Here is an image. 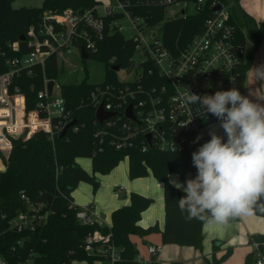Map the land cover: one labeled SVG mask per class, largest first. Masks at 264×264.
Returning a JSON list of instances; mask_svg holds the SVG:
<instances>
[{
  "label": "built area",
  "instance_id": "obj_1",
  "mask_svg": "<svg viewBox=\"0 0 264 264\" xmlns=\"http://www.w3.org/2000/svg\"><path fill=\"white\" fill-rule=\"evenodd\" d=\"M204 5L205 0H105L80 12L71 8L59 13L43 11L40 22L30 25L24 35L29 51L20 53L16 41L0 47V170L5 168L4 159L13 139L44 131L52 140L72 120L61 95L60 82L44 74L47 57L55 54L58 60L71 49L80 56L81 47L87 58L93 57L100 41L112 32L133 41L128 58L130 68H120L132 72V76L129 80L118 79L117 84H98L90 91L94 111L101 105L104 111L114 113L101 124L95 118L99 143L106 139L116 149L137 147L142 152L150 148L173 152L175 145L176 152H194L210 140L201 127L216 117L210 113L198 115L197 105H187L186 88L197 95H212L236 87L246 42L238 38L228 8L219 1L209 3L211 11L201 30L177 54L170 53L163 45L160 22L151 20L158 9H162L164 19L173 20L198 12ZM216 5L220 8L215 9ZM144 8L153 10L141 13ZM189 8L193 11L189 12ZM126 29L131 32L129 35L124 34ZM114 62L115 56H111L108 63ZM33 66L42 70V87L36 92L34 107L27 110L25 95L14 81L23 70L32 74ZM129 106L134 119L125 115ZM70 127L77 129L74 124L67 129ZM197 136L201 139L194 143ZM20 198L26 203L25 210L9 220L8 228L15 232L34 231L46 221L50 210L42 202H30L24 193ZM69 207L76 208L75 218L81 225L97 224L100 219L88 205L76 206L71 200ZM110 235L94 230L86 236L84 250L113 264L119 253L110 242ZM249 243L253 264H264V240L250 236ZM159 250L158 245L147 246L150 255H156ZM137 260L141 264L138 255ZM0 264L10 263L0 255ZM17 264L33 263L26 259Z\"/></svg>",
  "mask_w": 264,
  "mask_h": 264
},
{
  "label": "trees",
  "instance_id": "obj_2",
  "mask_svg": "<svg viewBox=\"0 0 264 264\" xmlns=\"http://www.w3.org/2000/svg\"><path fill=\"white\" fill-rule=\"evenodd\" d=\"M12 0H0V47L6 43L18 42L19 52L30 50L26 41L20 40L30 25L40 22L42 12L59 13L66 8L82 11L97 4L99 0H43L38 7L22 6L13 8ZM219 1L225 5L235 25L238 38L246 43L239 74L236 77V88L244 95L245 73L249 68L252 56L257 49L258 41L264 37V22L261 31L253 24V19L238 7V0H205L204 7L195 13L180 16L173 20L163 18L162 9L155 10L152 22H160L163 45L172 54H177L185 43L197 34L204 19L211 11L209 3ZM153 9L144 8L141 13H150ZM248 39V41H247ZM133 49V41L121 33L106 34L99 43V50L93 56L99 59L105 70L102 82L91 83L84 77L81 80L60 82L61 95L66 107L75 119L73 130L67 129L62 137L54 135L50 140L44 131H36L29 137L12 140V146L6 159L5 168L0 170V255L10 264L31 259L33 264H71L73 260L84 264H94L103 256L88 254L84 250L86 236L98 230L110 232V242L118 249L119 257L113 264H140L137 260V248L131 241V235L142 236L157 229L156 224L142 228L138 221L141 212L152 202V198L137 192L129 193V202L113 209L110 213L109 227L98 224L81 225L75 218V207H69L71 192L79 181H85L96 189L97 180L94 173L81 168L76 159L90 157L92 171L107 173L123 157L128 159V176L136 178L151 172L157 181L162 183L164 204V225L160 231L161 243L202 247L201 227L204 221L186 220L177 201L185 195L177 190L168 180L171 172L180 177L191 172L196 175L192 164V150L183 152L159 151L154 148L142 152L137 147L116 149L105 139L99 143L96 135L95 111L90 102V91L98 84H117L118 78L113 67L130 68L128 58ZM18 52V53H19ZM115 56L114 64L108 59ZM32 74L22 71L14 84L18 85L25 95V107L32 109L36 101V92L42 87V70L33 66ZM61 66L55 54H50L45 63L44 74L48 78H56ZM212 118L208 123L216 121ZM24 193L30 202H42L44 208L50 210L46 221L34 231L15 232L8 228L9 220L25 210L26 203L20 198ZM256 215L264 216L257 206ZM256 240H264V232L253 236ZM217 244L213 242V249ZM253 254L248 253L242 264H253ZM150 264H155L150 262ZM171 264H182L172 262Z\"/></svg>",
  "mask_w": 264,
  "mask_h": 264
},
{
  "label": "clouds",
  "instance_id": "obj_3",
  "mask_svg": "<svg viewBox=\"0 0 264 264\" xmlns=\"http://www.w3.org/2000/svg\"><path fill=\"white\" fill-rule=\"evenodd\" d=\"M253 77L264 83V65L253 68ZM184 100L198 106V115L215 116L224 136L210 131V140L192 153L194 178L170 181L185 193L177 201L180 212L187 214L186 220L209 224H227L252 214L257 206L264 212V103L259 102L264 97L254 92L243 95L236 87L212 95H197L186 88ZM200 139L197 136L194 143ZM172 151H177L175 145Z\"/></svg>",
  "mask_w": 264,
  "mask_h": 264
},
{
  "label": "crops",
  "instance_id": "obj_4",
  "mask_svg": "<svg viewBox=\"0 0 264 264\" xmlns=\"http://www.w3.org/2000/svg\"><path fill=\"white\" fill-rule=\"evenodd\" d=\"M238 7L253 19V24L258 31H261L264 22V0H238ZM260 65H264V38L259 39L251 64L245 73L244 95L254 92V95L264 97V83L257 82L253 77V68ZM250 98L254 101L257 100L255 96ZM259 102L264 103V101ZM204 134L209 135L206 132ZM126 166L118 168L119 179H116L113 172H110L107 178L103 177L100 180V182L107 180L111 185L120 184L117 190H111L104 199L98 197V190L94 192L85 185H81L72 191L71 197L76 206H90L100 216L97 224L107 227L111 225V211L127 204L130 192H137L152 198V203L141 212L138 224L142 228L156 224L157 229L142 236H130L137 248V255L141 257V264H150V262L155 264H171L172 262H181L182 264H242L245 256L251 252L250 236L264 232V216L256 215L253 212L250 215L232 218L227 224H209L204 221L201 227L202 247L200 250L188 245L162 244L160 234L164 225L162 183L156 179L151 180L147 176L129 180L125 176L128 173V163ZM84 170L92 173L87 169ZM185 174L180 177L178 174L169 173L167 178L169 182L176 179L180 183H184L189 178H194L192 173L188 176ZM150 181H152V187L148 188L147 183ZM84 189L85 191H83ZM91 198H94L95 203L90 201ZM214 241L217 244L215 250L213 249ZM149 245H158L160 247L159 252L156 255H150L147 252Z\"/></svg>",
  "mask_w": 264,
  "mask_h": 264
},
{
  "label": "rangeland",
  "instance_id": "obj_5",
  "mask_svg": "<svg viewBox=\"0 0 264 264\" xmlns=\"http://www.w3.org/2000/svg\"><path fill=\"white\" fill-rule=\"evenodd\" d=\"M43 0H12L11 1V6L13 8H19L22 6H27V7H38L42 4ZM103 1V0H101ZM229 3H231V1L229 0ZM193 9L189 8V12H192ZM131 32L129 30H125L124 34L129 35ZM58 62L61 66V71L58 74L57 80L59 82H68L69 80H81L82 78L86 77L88 82L91 83H98V82H102L105 79V70H104V65L103 63L97 59L96 57H89L87 59L82 60L80 58V56L78 55L77 51L75 49H71L70 53H67L64 58H59ZM132 76V72H126L123 69H119L116 72V77L119 80H129L131 79ZM210 131H215L218 135L224 136V131L222 128L219 127V121L216 120L214 122L211 123H206L203 124L201 127V132L202 133H209ZM225 140L227 139L226 137H224ZM77 164L84 169L89 170L90 172L94 173L96 176V180H97V185H96V189L93 190V185L91 183L85 182V181H79L76 186L74 187L73 191L76 190L79 186L81 185H85L88 187V189L90 188V190L92 189L94 192L96 190H98L99 194L98 197L100 199H104L106 197V195L113 189L117 190L118 186L120 185L118 184H113L111 185L107 180L101 181L102 178H107L108 174H110V172H113L114 177L116 179H119V173H118V168H120L121 166H126L128 163V159L127 157H123L110 171H108L107 173H101V172H97V171H92V167H91V158L90 157H78L77 158ZM127 167V166H126ZM0 168H2L0 166ZM126 172H127V168H126ZM172 174H178L176 172H171ZM191 173V172H190ZM189 172H187L185 174V176H188V174H190ZM179 175V174H178ZM127 176L126 178H128L129 180H133L135 178H129L128 173H126ZM147 176V178L151 179V180H155L156 178L151 174L150 171H148V173L144 176H141L143 178H145ZM138 178V177H136ZM152 181H150L149 183H147V187L151 188ZM83 187V186H82ZM85 191V189L83 190ZM121 194V193H120ZM91 202L95 203L94 198L90 199ZM153 201V200H152ZM152 203V202H151ZM150 203V204H151ZM149 204V205H150ZM108 262L104 259H99V260H95L94 264H107ZM71 264H83L82 261L79 260H73Z\"/></svg>",
  "mask_w": 264,
  "mask_h": 264
},
{
  "label": "water",
  "instance_id": "obj_6",
  "mask_svg": "<svg viewBox=\"0 0 264 264\" xmlns=\"http://www.w3.org/2000/svg\"><path fill=\"white\" fill-rule=\"evenodd\" d=\"M220 8V5H216L215 6V9H219ZM20 39L23 40L24 39V35H20ZM81 55H80V58L82 60L86 59L88 57L87 53L84 51V49L81 47ZM114 70L118 69V66H114L113 67ZM51 85H52V82L49 81L47 86H48V89L51 88ZM114 113L113 112H106L103 110V108L100 106L97 107V109L95 110V118L97 120V122L99 124L102 123V121L105 119V118H108V117H111L113 116ZM125 115L130 118V119H134L133 115L131 114V110H130V106L126 109V112H125ZM75 119H72L70 122H68L65 127L63 128V130L58 134V137H62L66 131H67V128L69 126H71L72 124L75 123ZM147 139H149V135H147ZM262 200H264V198H262Z\"/></svg>",
  "mask_w": 264,
  "mask_h": 264
},
{
  "label": "bare ground",
  "instance_id": "obj_7",
  "mask_svg": "<svg viewBox=\"0 0 264 264\" xmlns=\"http://www.w3.org/2000/svg\"><path fill=\"white\" fill-rule=\"evenodd\" d=\"M0 165H1V163H0ZM2 166V165H1Z\"/></svg>",
  "mask_w": 264,
  "mask_h": 264
}]
</instances>
